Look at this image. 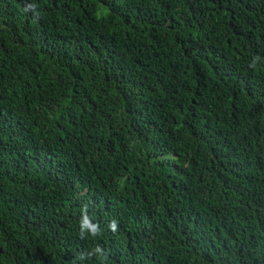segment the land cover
Returning <instances> with one entry per match:
<instances>
[{
  "label": "trees",
  "instance_id": "obj_1",
  "mask_svg": "<svg viewBox=\"0 0 264 264\" xmlns=\"http://www.w3.org/2000/svg\"><path fill=\"white\" fill-rule=\"evenodd\" d=\"M97 246L264 264V0H0V264Z\"/></svg>",
  "mask_w": 264,
  "mask_h": 264
},
{
  "label": "clouds",
  "instance_id": "obj_2",
  "mask_svg": "<svg viewBox=\"0 0 264 264\" xmlns=\"http://www.w3.org/2000/svg\"><path fill=\"white\" fill-rule=\"evenodd\" d=\"M255 65V61L253 62V66ZM79 228H80V237L84 239L86 235H90L92 237H96L101 234L102 229L98 222H93V218L89 216L87 209L84 208L81 212V217L79 220ZM108 228L113 232L118 231V222L116 219H112L109 224ZM98 255L102 261V264H106L107 262V255L105 251L97 246L93 250L88 252H83L80 254L79 259L84 260L89 256Z\"/></svg>",
  "mask_w": 264,
  "mask_h": 264
}]
</instances>
